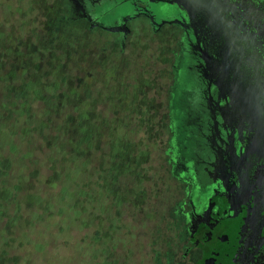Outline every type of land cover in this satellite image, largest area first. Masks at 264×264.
Returning <instances> with one entry per match:
<instances>
[{"label":"rangeland","instance_id":"rangeland-1","mask_svg":"<svg viewBox=\"0 0 264 264\" xmlns=\"http://www.w3.org/2000/svg\"><path fill=\"white\" fill-rule=\"evenodd\" d=\"M106 1L0 0V98H18L9 81L29 88L32 106L11 118L13 138L0 151L27 150L29 163L13 164V178L25 174L58 202L37 218L39 236L23 223L25 249L8 243L12 264L21 255V264L176 263L182 221L173 208L183 186L166 152L167 81L179 30L154 33L143 16L127 22L125 36L105 30L103 21L116 22L129 7L128 0L103 7ZM232 2L264 45V0ZM81 9L88 18L74 15ZM177 95L179 88L173 103ZM183 131L174 129L171 144L187 163L192 146Z\"/></svg>","mask_w":264,"mask_h":264},{"label":"flooded vegetation","instance_id":"flooded-vegetation-1","mask_svg":"<svg viewBox=\"0 0 264 264\" xmlns=\"http://www.w3.org/2000/svg\"><path fill=\"white\" fill-rule=\"evenodd\" d=\"M232 1L128 0L116 22L103 21L121 36L141 16L154 33L179 30L167 81L166 154L183 186L175 264H264V45ZM176 126L192 146L187 163L171 144Z\"/></svg>","mask_w":264,"mask_h":264},{"label":"trees","instance_id":"trees-1","mask_svg":"<svg viewBox=\"0 0 264 264\" xmlns=\"http://www.w3.org/2000/svg\"><path fill=\"white\" fill-rule=\"evenodd\" d=\"M4 83L5 86L7 85V88L12 90L18 97L9 102H5L7 100L2 99V97L0 98V143L3 142V144L7 145L8 142L11 141V138H13L11 136V132L9 131V129H12V132L14 130V124L11 118L16 116L15 114L18 113L17 116L19 117L20 114L21 118L19 119H22L21 114L23 113L20 112H27V110H29L32 106L28 102L29 98L25 95L30 94V91L25 92L29 88L21 89L20 87H17L16 89V83L14 85L9 83V81ZM47 115L49 116V114ZM43 121L44 120H42V122ZM37 123L39 126L41 125L40 122ZM8 146L17 151V153L15 156L16 158H11V156L15 153H11L12 149H5L3 152L0 151V264H12L14 261L12 257H8L7 255V251L9 249L8 243L10 241L15 242V244L17 243L19 247L25 249L26 241L29 238V235L28 231H21L23 223L28 224L29 228L35 232H30V234L39 236V228L43 227V224L42 222H39L37 218L41 215L39 219L41 220L44 213H52L55 205L58 203L55 195L44 192L35 182L34 184L31 183L30 179L25 174L13 178V176H15L13 174L16 173H12L13 164H15L19 169L20 161H23L24 164L29 163L31 157L29 156V152L27 150L24 151V148H20L18 150L17 146ZM7 174H12L13 180H11V178L9 180L6 176ZM17 187H21L24 193L18 195L21 192L16 191L19 190L16 189ZM14 189H16V193L14 192ZM3 193H8L6 196V198H8L6 199V204L2 201ZM39 204L42 205V207H38ZM51 218L53 220V216H51ZM46 222L47 221L45 220L44 223ZM33 223H35V225ZM55 226L58 227L56 222L48 227L52 228ZM30 243L32 242H28V244ZM24 261L25 256L21 255L17 264L24 263Z\"/></svg>","mask_w":264,"mask_h":264}]
</instances>
